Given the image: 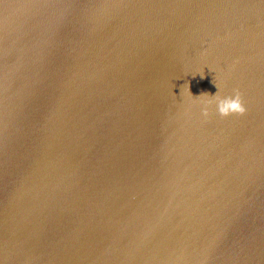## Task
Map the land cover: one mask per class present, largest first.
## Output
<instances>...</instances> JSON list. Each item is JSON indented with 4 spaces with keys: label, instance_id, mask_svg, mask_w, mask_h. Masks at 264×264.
<instances>
[{
    "label": "water",
    "instance_id": "obj_1",
    "mask_svg": "<svg viewBox=\"0 0 264 264\" xmlns=\"http://www.w3.org/2000/svg\"><path fill=\"white\" fill-rule=\"evenodd\" d=\"M0 264H264V0H0Z\"/></svg>",
    "mask_w": 264,
    "mask_h": 264
},
{
    "label": "clouds",
    "instance_id": "obj_2",
    "mask_svg": "<svg viewBox=\"0 0 264 264\" xmlns=\"http://www.w3.org/2000/svg\"><path fill=\"white\" fill-rule=\"evenodd\" d=\"M217 91L215 94H207L201 100L202 115H209V107L215 105V110L220 116H229L231 114H243L246 111L244 102L238 90H233L230 95L220 93L218 86L215 84ZM199 96V95H198Z\"/></svg>",
    "mask_w": 264,
    "mask_h": 264
}]
</instances>
